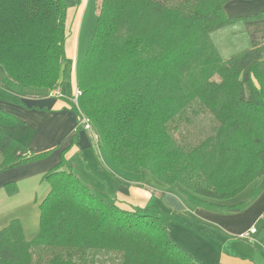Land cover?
Segmentation results:
<instances>
[{
  "label": "trees",
  "instance_id": "trees-1",
  "mask_svg": "<svg viewBox=\"0 0 264 264\" xmlns=\"http://www.w3.org/2000/svg\"><path fill=\"white\" fill-rule=\"evenodd\" d=\"M229 1L98 0L73 108L117 168L147 170L219 200L264 180V45L252 40L223 59L210 37L237 21L264 19V10L228 15ZM66 11L64 0H0L4 92H64ZM203 115L213 124L210 134L174 138L173 124ZM19 121L0 109V124ZM48 153L0 130V169ZM42 180L49 189L38 204L36 236L26 240L20 221L11 219L0 229V264H201L169 238L165 220L98 196L63 155ZM255 236L264 246V223Z\"/></svg>",
  "mask_w": 264,
  "mask_h": 264
},
{
  "label": "crops",
  "instance_id": "crops-1",
  "mask_svg": "<svg viewBox=\"0 0 264 264\" xmlns=\"http://www.w3.org/2000/svg\"><path fill=\"white\" fill-rule=\"evenodd\" d=\"M64 1L67 11L64 40L66 87L63 96L14 97L0 87V109L20 119L14 124H0V130L23 142L33 152L49 151L41 160L0 169V229L16 218L22 225L26 240L36 236L38 221L36 224L30 221H34L35 211L39 218L38 204L49 189L42 175L63 155L72 164L77 177L98 196L122 209L139 210L165 220L169 238L188 250L201 264H264V246L257 237L253 235L252 241L238 237L250 226L258 232L263 226L264 180H253L227 199L202 197L178 182L165 184L147 170L139 173L123 171L92 143L72 100L78 88L77 75L83 57L80 58L79 45L83 24L80 26L78 23L83 10L79 12V9L86 3L85 0ZM239 1L227 2L224 11L229 4H233V9L245 11L236 8ZM249 1L261 3L253 8V13L264 10V0ZM240 12L226 13L242 15ZM243 21L251 29L264 30V19ZM252 40H259L264 45V33ZM3 76L0 75V80Z\"/></svg>",
  "mask_w": 264,
  "mask_h": 264
},
{
  "label": "rangeland",
  "instance_id": "rangeland-1",
  "mask_svg": "<svg viewBox=\"0 0 264 264\" xmlns=\"http://www.w3.org/2000/svg\"><path fill=\"white\" fill-rule=\"evenodd\" d=\"M85 3L86 5H83L82 8L80 9L79 7L77 8L79 9V12L83 10L78 17V19L80 20L78 22L80 23V26L81 23L83 24L79 36V41H80L79 45H81L80 58L84 56L92 38V33L96 23L98 0H85ZM260 4L261 3H256L249 0H240L239 3L235 4L236 8L245 11L240 12L236 9L231 8L233 4L227 5L225 7V11L228 14H231L232 12H240L242 15L244 14L250 15L251 13L255 12L254 11L255 7L256 6L258 7ZM235 14L238 13H234L233 15ZM261 32L264 33V30L263 29L254 30L253 28L251 29L248 23L241 20L238 21L236 24L227 25L214 30L213 32H211L210 37L215 47L217 48L221 58L227 59L232 54H235L237 52L249 48L251 46L252 39L253 38L255 39L258 36H260ZM1 74L5 75V72L0 67V75ZM173 125H176L175 126L176 128L173 130V132H176L174 134V138L178 142H186L189 141L190 139H194L196 137H205L207 134H210L211 127L213 124L211 123V121L208 119L207 116L203 115L200 121L197 123L194 122L191 124H184L182 122H178ZM76 172L79 173L80 170L77 169ZM37 221H38V213L37 211H35L34 221H30V222L36 224ZM32 231L34 232V229Z\"/></svg>",
  "mask_w": 264,
  "mask_h": 264
},
{
  "label": "built area",
  "instance_id": "built-area-1",
  "mask_svg": "<svg viewBox=\"0 0 264 264\" xmlns=\"http://www.w3.org/2000/svg\"><path fill=\"white\" fill-rule=\"evenodd\" d=\"M49 96H52V97H62L63 96V92L61 91V89L59 87H56L52 90H50V92L48 93ZM79 95V91L76 90L74 95H73V103L74 105L78 108V102H77V97ZM80 123L81 125L83 126V128L86 130V131H89L90 132V125H89V122L88 120L86 119V117L84 116H80ZM257 232V229L254 227V226H250L248 229H246L245 231L241 232L240 234H238V237L240 239H243V240H249V241H252L253 239V235H255Z\"/></svg>",
  "mask_w": 264,
  "mask_h": 264
}]
</instances>
